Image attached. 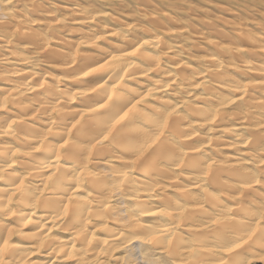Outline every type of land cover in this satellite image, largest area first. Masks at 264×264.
I'll return each mask as SVG.
<instances>
[{
	"label": "bare ground",
	"instance_id": "6f19581e",
	"mask_svg": "<svg viewBox=\"0 0 264 264\" xmlns=\"http://www.w3.org/2000/svg\"><path fill=\"white\" fill-rule=\"evenodd\" d=\"M13 1L0 7V49L20 65L0 68V264H248L264 251L262 34L206 23L192 37L214 52L197 70L174 4L122 27L91 2Z\"/></svg>",
	"mask_w": 264,
	"mask_h": 264
},
{
	"label": "rangeland",
	"instance_id": "374dc122",
	"mask_svg": "<svg viewBox=\"0 0 264 264\" xmlns=\"http://www.w3.org/2000/svg\"><path fill=\"white\" fill-rule=\"evenodd\" d=\"M73 1V0H72ZM81 5H85L89 3L87 6L90 9L95 10H106L111 15L115 16L120 26L124 27L127 24L134 25L136 27L148 26L143 19H141V13H148L151 11L161 12L163 9L165 10V6L170 4H174L177 8L172 9L176 17L180 19V22L186 25L187 31V39L179 40L181 44H187L190 39L196 41L191 42L190 46L186 47L184 53H182L181 58L186 61L191 67L195 68L197 66L201 67V59L204 56L214 52L213 47L209 46L207 43L203 41L193 38L194 32L203 31L207 32L210 30V27L205 25L206 23H212L215 25L217 30L222 32L231 33L235 31V29H247L249 31H253L252 33L263 38L264 36V0H75ZM5 0H0L1 8L12 7L15 3L14 1L9 5H3ZM40 4V8H45L49 5V3H54L56 5H65L67 0H38ZM102 2V3H101ZM104 3V4H103ZM106 3V4H105ZM68 5V4H66ZM90 5V6H89ZM164 5V6H163ZM96 7V8H95ZM99 7V9H98ZM111 9V10H110ZM140 9V10H139ZM62 13V12H60ZM35 17V16H32ZM70 16L66 15L65 18H69ZM40 18V17H39ZM66 23V27L73 26L70 22L64 21ZM107 26L110 28H115L117 25L111 23L109 19L106 20ZM74 27V26H73ZM209 28V29H208ZM235 28V29H234ZM232 29V31H231ZM66 32V31H65ZM69 32V31H67ZM74 32V31H71ZM66 34V33H64ZM138 34V33H137ZM139 35V34H138ZM186 35V34H185ZM207 36V33L205 34ZM204 35V36H205ZM73 34H69L65 37L72 38ZM264 40V39H263ZM20 45L16 46V53L18 57L23 56L24 53L21 49H19ZM8 51L6 49H0V54H4L3 57L11 62L13 59L7 57ZM16 54V56H17ZM12 65L7 63L0 62V68H18V65L15 62H11ZM28 64H31L33 68L37 72H42L45 70V74H56L54 69L46 67V64L43 61H36L35 57H31ZM197 69V68H195ZM198 70V69H197ZM47 79V78H46ZM49 80V79H47ZM0 86H7L5 83L0 81ZM258 95V94H256ZM264 101V99H261ZM193 102V101H192ZM228 139L227 136H220L219 140L226 141ZM231 154L233 150H224L223 153ZM236 155V154H232ZM237 156V155H236ZM248 165L246 167L251 168L252 162L248 161ZM253 166V165H252ZM259 183H261L256 190L264 195V174L259 175ZM263 186V187H262ZM249 261L248 264H264V251H260L258 249H252V251L248 254Z\"/></svg>",
	"mask_w": 264,
	"mask_h": 264
}]
</instances>
